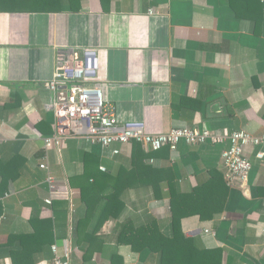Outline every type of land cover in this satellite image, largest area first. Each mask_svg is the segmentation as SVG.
I'll return each instance as SVG.
<instances>
[{
  "label": "crops",
  "instance_id": "0c3cea01",
  "mask_svg": "<svg viewBox=\"0 0 264 264\" xmlns=\"http://www.w3.org/2000/svg\"><path fill=\"white\" fill-rule=\"evenodd\" d=\"M68 47L87 49L91 79L120 123H138L148 134L188 127L258 136L264 134V0H109L104 6L60 0L58 12H0V264H51L54 244L70 251L71 264H158L155 253L118 244L117 233L129 219L135 225L155 219L170 233L164 183L160 197L142 184L125 189L122 211L103 224L97 240L86 238L113 192L114 175L131 169L134 159L138 167L169 169L178 191L203 184L212 170L226 184L222 152L229 143L150 152L136 143L102 149L71 135L49 109L44 86ZM53 136L57 145L45 147L43 139ZM258 152L262 145L243 150L251 171L244 185L228 186L224 211L208 221H181L196 247L222 250L221 264H264ZM48 175L57 186L51 194ZM86 199L94 207L80 235Z\"/></svg>",
  "mask_w": 264,
  "mask_h": 264
},
{
  "label": "built area",
  "instance_id": "2783aa9c",
  "mask_svg": "<svg viewBox=\"0 0 264 264\" xmlns=\"http://www.w3.org/2000/svg\"><path fill=\"white\" fill-rule=\"evenodd\" d=\"M153 13V11H150ZM87 49L68 47L59 53L52 74V78L44 83L51 93L49 109L58 123H66L67 131L77 137H83L102 149L113 144L136 143L146 151L157 152L162 148L174 151L181 144L204 145L207 142L229 143V147L222 152L225 169L224 177L227 186L235 183L244 185L251 171V164L243 155L247 147H264V134L251 135L245 131H233L228 137L214 135L208 130L196 131L188 127H178L166 133L148 134L138 123H120L116 118V110L112 103L103 96L100 83L91 77L92 69L87 64ZM45 147L57 145V136L43 139ZM117 149L113 154H118ZM263 152L256 157L262 159ZM41 169L45 165H40ZM101 170H105L101 167ZM49 193L57 189L55 180L48 175L46 179ZM51 204V197L45 199ZM53 258L51 264H71L70 251H61L54 244L51 247Z\"/></svg>",
  "mask_w": 264,
  "mask_h": 264
},
{
  "label": "trees",
  "instance_id": "16d2710c",
  "mask_svg": "<svg viewBox=\"0 0 264 264\" xmlns=\"http://www.w3.org/2000/svg\"><path fill=\"white\" fill-rule=\"evenodd\" d=\"M100 2L104 6L109 0ZM59 10L60 0H0V12L53 13ZM113 180V192L105 196L107 202L98 218L95 232L86 234V238L90 241L97 240V233L103 224L110 218H116L122 211L124 203L121 201V194L125 189L142 184L152 187L154 196L160 197V187L164 183L169 197L170 233H165L155 219L141 225H135L129 219L119 227L117 243L129 246L136 253H155L158 264H221L222 250L196 247L192 239L184 235L181 224L184 218L192 216L208 221L224 211L230 189L221 172L210 171L206 182L190 192H182L175 187L174 177L169 169H155L143 163L138 167L137 161L133 159L131 169L121 168ZM89 200L92 201L91 198ZM89 200L84 201L87 206L86 215L78 224L80 235L94 207ZM87 257L85 254V259Z\"/></svg>",
  "mask_w": 264,
  "mask_h": 264
}]
</instances>
